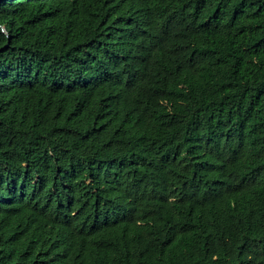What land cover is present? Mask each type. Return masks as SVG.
<instances>
[{
  "label": "trees",
  "instance_id": "trees-1",
  "mask_svg": "<svg viewBox=\"0 0 264 264\" xmlns=\"http://www.w3.org/2000/svg\"><path fill=\"white\" fill-rule=\"evenodd\" d=\"M0 264H264V0H0Z\"/></svg>",
  "mask_w": 264,
  "mask_h": 264
}]
</instances>
